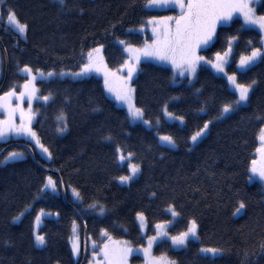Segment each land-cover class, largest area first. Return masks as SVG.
Masks as SVG:
<instances>
[{
    "label": "trees",
    "instance_id": "obj_1",
    "mask_svg": "<svg viewBox=\"0 0 264 264\" xmlns=\"http://www.w3.org/2000/svg\"><path fill=\"white\" fill-rule=\"evenodd\" d=\"M146 4L147 0H65L64 5L59 0H0V95L21 89L28 75L19 69L25 65L34 73L77 71L88 62L87 53L97 48L93 57L98 62L119 69L128 60L120 42L142 46L152 40L150 33L141 31L148 20L175 12ZM9 10L27 23L26 39L6 23ZM256 11L264 15V0ZM229 46V73L241 84H255L247 105H234L224 118L222 108L238 95L208 66H200L191 81L177 78L171 67L140 62L133 82L135 104L151 127L133 123L128 111L107 95L100 76L38 80L39 95L49 99L34 102L33 127L52 158L45 160L23 138L0 141V161L13 151L26 154L24 159L0 163V264H81L84 237L80 260L71 247L75 223L87 234L89 250L92 242L100 247L108 238L140 246L145 236L138 214L146 216L148 232L155 233L156 224L171 219V207L178 219L170 232L178 235L195 220L198 238L183 248L160 241L155 255L175 264H264V185L249 179L264 127V59L245 71L238 69L242 56L263 48L262 35L235 18L218 28L215 41L203 53L212 60ZM165 107L183 117L184 124L167 120ZM61 114L66 117L64 133L58 131L65 127L57 119ZM209 121L207 136L192 147L191 137ZM157 133L172 136L176 148L162 144ZM118 149L131 153L139 166L138 177L126 185L119 178L129 169L119 161ZM49 175L58 193L44 191ZM70 188L79 192V202ZM241 203L243 211L237 214ZM41 210L56 216L44 219L40 233L46 244L39 248L34 226ZM202 248L223 251L213 257ZM133 262L142 263L143 258L135 256Z\"/></svg>",
    "mask_w": 264,
    "mask_h": 264
},
{
    "label": "snow or ice",
    "instance_id": "obj_2",
    "mask_svg": "<svg viewBox=\"0 0 264 264\" xmlns=\"http://www.w3.org/2000/svg\"><path fill=\"white\" fill-rule=\"evenodd\" d=\"M256 2H259V0H187V3H185V0H147L146 6L148 7H167L174 5L180 9V15L178 17H164L162 21H150L149 23L157 24V27L153 28V33L156 34L157 37L153 44L146 45L143 50L128 48L126 51L133 53L136 63H138L140 59V55H136V53H140L146 57H156L162 61H170L177 67L183 68L185 71H190L194 75L197 64L201 60H204L203 57L196 55V50L201 45L207 46L215 33L216 25L221 22L231 21L234 13H240L246 24L256 25L261 30H264V15L256 16L254 10L249 6L250 3ZM59 3L64 5L65 0H59ZM7 21L14 27L15 32L20 37H26L28 25L26 22H21L13 10L8 11ZM120 43L124 42L121 41ZM99 51L100 49L97 48L87 53L88 62L83 66L80 72L72 73L71 75L82 76L92 71L104 72L105 85L107 86L108 91L114 93L118 101L124 102L127 105L128 111L133 119H143V110L141 108H137L133 102L132 93L135 90L127 87V84L131 81L133 72L135 71V65H129L127 63L124 65V67L128 69L127 78L123 79L122 86L119 89L114 88L112 82L109 80V75L115 76V73H109L103 65L102 60L98 62L97 59L93 57V52L98 53ZM230 51L231 47L229 46V50L224 53V57H227ZM224 57H221L219 53L216 54L217 61H224ZM130 59H132V57H130ZM257 59H264V53H262L260 49L252 51L248 56H242L240 58L239 67L241 69H246ZM204 62L208 64L212 63L211 61ZM213 67L218 72H224L223 63L221 62L216 63ZM19 71L30 77L27 83L22 85L24 91H21L17 97L20 100H23L25 96L31 100L35 96L38 91V89L35 88V81L38 79V76L50 78L57 75V73L54 72L44 73L39 69L36 70L37 75H33V69L27 65L20 68ZM59 75H67V73H60ZM227 80L230 82L234 91L238 93V99L234 101L233 104H226L222 108L223 113L233 111L234 105L246 102L249 98V91L255 84V81L247 85L237 83L235 75L227 76ZM30 85L32 86L31 88ZM16 95L15 88H13L11 91L5 93L4 96H0V109H7L8 111V119L0 121V140H5L7 137L13 135L27 136L30 139H35V144L39 145L40 149L46 153L49 158H51V153L44 147L43 144H40L39 139L36 138V133L31 128L32 117L30 115L25 117L23 111H21V124L16 125L14 123L13 116L17 109L10 107L8 98ZM39 98L43 100L49 99L48 96ZM29 112H31V108H29ZM164 113L168 117L173 118V114L167 111V107L164 108ZM174 118L183 122V117ZM57 119L65 123V127L59 128L58 131L61 133L66 131V117L61 114ZM144 123L150 122L145 120ZM210 123L211 121L204 124L203 128L191 137V140L196 142L207 130L208 124ZM108 139L111 138L109 137ZM160 140L172 144L173 146L175 145V141L172 136H161ZM260 140L261 147L258 151L264 154V129L261 130ZM117 151L120 153V162L131 159V153L125 156L119 149ZM24 155L25 154L23 152L14 151L11 152L3 161H0V163H8L10 161L23 158ZM255 164L256 161H253L251 172L254 174L258 173L261 180H264V160H262L260 168H256ZM130 167L131 175L120 177L119 179L121 182L130 181L139 171L137 165H131ZM249 179H252V177H249ZM44 188H51L53 191L58 190L55 181H53L51 177H48V182L44 185ZM73 195L77 199H80V195L75 191V189H73ZM89 207L95 208L96 205H89ZM243 208L244 204L241 203L237 211ZM99 211L103 214V207H101ZM43 215H45V213L41 210L40 215L36 217L37 225H39L40 218ZM173 215H178V213L173 211ZM137 218L140 221L141 227H143L145 224V217L142 213H140ZM16 219H19V217ZM75 228L76 226L74 225V233ZM156 228L161 229V231L158 232L156 236L149 238L148 247L143 249L146 256H150L151 247L158 238L168 236V233L163 231L164 225L157 224ZM197 228V222L192 220L187 231L182 232L177 236L170 237L172 245L175 247H185L190 237L197 236ZM35 243L36 246L43 247L46 243L45 237L37 234L35 236ZM124 243L126 244L127 242ZM72 250L75 255L78 256L80 254L81 249L78 235L73 238ZM101 251L104 254L106 264H127V256L132 253L133 249L125 247L120 249L118 252H114L110 256L109 246L108 244H104ZM200 251L205 254H211V256L215 257L221 255L223 250L217 248H202ZM164 259L165 258L163 257L158 258L157 260L151 261V264H161V261H164ZM167 264H175V262L168 261Z\"/></svg>",
    "mask_w": 264,
    "mask_h": 264
},
{
    "label": "rangeland",
    "instance_id": "obj_3",
    "mask_svg": "<svg viewBox=\"0 0 264 264\" xmlns=\"http://www.w3.org/2000/svg\"><path fill=\"white\" fill-rule=\"evenodd\" d=\"M259 2H260V0H259ZM259 2H256V3H250V5H249V6L254 10V13H255L256 16H260V15L257 13V11H256V8H257V5L259 4ZM185 3H187V0H185ZM147 7H148V6H147ZM148 8H150V9H156V10H160V11H167V10L172 9V10H174L175 12H174V14H172V15H167V16H163V17H154V18H151V19L148 20L146 26L143 27L141 31H143L144 33H146V32L150 33V35L152 36V40H151V41H147V42H146L145 44H143L142 46H133V45H127V44H124V43H123L124 50H125V52H126V54H127V56H128V60H127L126 63L129 64V65H132V64L135 65V71L133 72V75H132L131 81L127 84V87L132 88V89L135 90V86H134L133 82H134V79L136 78V76L138 75V72H139V69H140V66H139V65H140V62H143V61H152V62H155V63L161 64V65H165V66L171 67V68L174 70L175 75L177 76V78H189L191 81H194V80H195V78H196V74H197V71H198V69H199L200 66H208V67L211 68L214 72H216V73H218V74L224 76L226 79H227V76L234 75V74H230L229 71H228V66H229V64H230V62H231V58H232V47H231V51H230V53H229V55H228L227 57H224V53H225V52L220 54L221 57H224V61H217L216 56H215L212 60H210V59H208L207 56L203 53V51L206 50L208 47H210V46L212 45V43L215 41V39H216V34H217V30H218V28H219L220 26L231 24V22H232L235 18H241V19L243 20V22H244V18H243V16H242L240 13H234V14H233V19H232L231 21L221 22V23L217 24V25H216V28H215V33L213 34L212 39H211V41L209 42V44H208L207 46L201 45V46L196 50V55H197V56H200V57H203L204 60H201V61L197 64L195 74L193 75L190 71H185L183 68L177 67L176 65L172 64L170 61H162V60H159V59L156 58V57H146V56H144V55H142V54H140V53H136V55H140L139 62L136 63V62H135V57H134L133 53L126 51V49H128V48L143 50V49L145 48L146 45H151V44H153V42H154V41L156 40V38H157V37H156V34L153 33V28H154V27H157V24H156V23H149L150 21H162L164 17H169V16H172V17H178V16L180 15V9H179L178 7H176V6H174V5H173V6H167V7H148ZM6 23H7V24H8V25H9V26L15 31L14 27H13V26H12L7 20H6ZM244 24H245L247 27L257 29V30L261 33V35H262V44H263V48L260 49V50H261L262 53H264V30H261V29H260L258 26H256V25L246 24L245 22H244ZM173 27H174V24H173ZM158 31H159V29H158ZM26 37H27V35H26ZM26 37L23 38V39H26ZM21 38H22V37H21ZM228 50H229V49H228ZM228 50H227L226 52H228ZM249 55H250V54H249ZM246 56H248V55H246ZM130 57H132V59H130ZM260 60H261V59H257V60H256L253 64H251L248 68H250L251 66L257 64ZM204 61H211L212 63H211V64H208V63H205ZM218 62L223 63L224 72H218V71H216V69L213 67V65H215V64L218 63ZM239 62H240V61H239ZM126 63H125V64H126ZM125 64H124V65H125ZM103 65H104V64H103ZM105 65H106V64H105ZM105 65H104V66H105ZM124 65L121 66L119 69H116V70H111L109 67H106V70H107L109 73H115V76L109 75V80L112 82L114 88L119 89V88L122 86V81H123V79H126V78H127V71H128V69H127L126 67H124ZM106 66H107V65H106ZM82 68H83V66H82L79 70H77V71H62V72H54V73H57V75H54V76H52V77H50V78H48V77H39V76H38V79L35 81V88L38 89V87H37V81L40 80V79H51V78H54V77H60V78H67V77H69V78H73V79H78L79 77H80V78H85V77H88V76H90V75H97V76H100V77L103 79V81H104V87H105V91H106L107 95H108L111 99H113V100L117 103V105H119L120 107L125 108V109L128 111L127 105H126L124 102L118 101V100L116 99V97H115V94L112 93V92H109V91H108V88H107V86L105 85V76H104V72H96V71H92V72H90V73H88V74H86V75H82V76H74V75H71L72 73L80 72ZM248 68H246V69H241V68L239 67V63H238V69H239L240 71H245V70H247ZM44 73H45V72H44ZM60 73H67V75H59ZM24 74H25V73H24ZM32 74H33V75H37V73H34V72H33ZM1 76H2V69H1V55H0V80H1ZM235 76H236V75H235ZM236 78H237V77H236ZM28 79H30L29 76L27 77V80H26L23 84L27 83ZM227 81H228V80H227ZM228 83H229V85H230V88L234 91V89H233V87L231 86V84H230L229 81H228ZM237 83H239L238 80H237ZM31 87H32V86L30 85V88H31ZM252 89H253V87H252V88L250 89V91H249V97H250V94H251V92H252ZM21 91H24L23 87H21V89H20L19 91H16V90H15V92H16V94H17L16 96H13V97H9V98H8V102H9V104H10V107L13 108V109H17V111L14 113V116H13L14 123H15L16 125H20V124H21V122H22V121H21V111H23L25 117H27V116L30 115V116L32 117V120H31V128H32V130L36 133V138L39 139L40 144H43V143L41 142V140H40V138H39L37 132L35 131V129H34V127H33V125H34V123H35V121H36V118H37V114H36V112L34 111L33 104H34L35 101H37V100H41V99L39 98V97H41V96L39 95V89H38V91L36 92L35 96H34L31 100H29V98H28L27 96H25V98H24L23 100L18 99L17 97H18V95H19V93H20ZM234 92H235V91H234ZM6 93H7V92H6ZM236 93H237V92H236ZM4 95H5V93L2 94V95H0V96H4ZM237 95H238V93H237ZM132 96H133V102H134V104H135V91L132 93ZM42 100H43V99H42ZM44 101H48V100H44ZM248 101H249V98H248V100H247L246 102H242V103H240V105H242V106L247 105ZM135 106H136V104H135ZM136 107H137V106H136ZM29 108H31V112H29ZM137 108H138V107H137ZM233 111H234V110H233ZM233 111H230V112H228V113H223V112H222V116H221V117L224 118V117L228 116L229 114H231ZM128 113H129V111H128ZM129 115H130V113H129ZM130 117H131V120H132L133 123H143V124H145L146 126L151 127V125H150L149 123H144V121L146 120L144 116H143V119H133L131 115H130ZM165 117H166V119L169 120V121H175V122H178L180 125H183V124H184V119H183V122H181L180 120L174 118V117H177V116H175V115H173V118H170V117H168V116L165 114ZM6 119H8V111H7V109H0V121L6 120ZM263 129H264V127H263ZM208 131H209V125H208L207 130L204 132V134H203V135H202V136H201L196 142H193V141L191 140V145H192V147H194V146L197 145L200 141H202V140L207 136ZM62 133H64V132H62ZM157 134H158V133H157ZM260 135H261V132H260ZM260 135H259V147H258V149L261 147ZM161 136H165V135H163V134H158L159 139H160ZM20 138L26 139V140L30 141L31 143H33V145L35 146L37 152H38V153H39V154H40L45 160H47V161L51 160L52 157L49 158V157L47 156V154L44 153V152L40 149L39 145H36V144H35V139H30V138L27 137V136H15V135H13V136L7 137L5 140H0V141H9V140H11V139H20ZM160 141H161L162 144H164V145H166V146H169V147H171V148H176V144L173 146L172 144H169V143L164 142V141H162V140H160ZM44 147H45V146H44ZM45 148H46V147H45ZM258 149H257V153H256V158H255V160H254V161H256V164H255V167H256V168H260V167H261V162H262V160H264V154H262L261 152H259ZM48 151H49V150H48ZM13 152H14V151H13ZM15 152H21V151H15ZM24 154H25V153H24ZM123 154H124V153H123ZM127 155H128V154H126L125 156H127ZM24 158H26V154L24 155L23 158L16 159V160H21V159H24ZM16 160H13V161H16ZM13 161H10V162H13ZM121 164H127V165H128L129 173H128L127 175H125V176L131 175V167H130L131 165H137L136 163H134V162L132 161V156H131V159H130V160H126V161H124V162H121ZM137 166H138V165H137ZM252 167H253V162H252V165H251V169H252ZM138 168H139V166H138ZM138 175H139V171L136 173V175H135L130 181H128V182H121V180H120V182H121L122 184H125V185H126V184H129V183L132 182L134 179H136V178L138 177ZM48 177H51L52 180L55 181V183H56V180H55L51 175H49ZM251 177H252V179H250V182H251V183L254 182V181H259V182H261V183L264 185V180H261V178L259 177L258 173L254 174V173L251 172ZM47 182H48V178H47ZM47 182H46V183H47ZM56 186H57V183H56ZM57 189H58V186H57ZM73 189H74V188H70V189H69L70 195L72 196V198H73L74 201L79 202L80 199H81V197H80V199H77V198L73 195ZM44 191H51V192H53V193H58V190H57V191H53L51 188H47V189L44 188ZM75 191L78 192L76 189H75ZM78 193H79V192H78ZM173 211H174L175 213H178L174 208L171 207V208L169 209V212H170V214H171V219L168 220V221H165V222H160V223H158V224H162V225H164L163 231H166V232L168 233V236L163 237V238H158V239L153 243V245H152V247H151V250H150V256H146L145 253L143 252V249L148 247V240H149V238H150V237H153V236H156L157 233L161 231V229H157L156 226H155V233H149V232H148L149 229H148L147 219H146V216L143 214V216L145 217V224H144L143 227H141L140 221H139L138 218H137V221H138L139 227H140V229H141V231H142V234L145 236V243H144L143 245H140V246H138V245H134V244H133L130 240H128V239H109V238H108L107 240L105 239L106 241H104V243L99 247V246L97 245L96 242H92L93 240H92V238H91L90 243H91V242H92V243L90 244V250H89V247H88V244H87V251H88V250H89V251L86 252V253H87V255H86V256H87V260H86L85 263H86V264H106V262H105V260H104V254H103V252L101 251V249L103 248V245H104V244H108V246H109L110 256H111L114 252H118L120 249H123V248H125V247L133 249L132 253H131L130 255L127 256V264H151V261H153V260H157L158 258H161V257L165 258L164 261H161V264H167L168 261H172V260H171L170 258L166 257V256H163V255H158V256H157V254L155 255V251H154V249H155L156 244L159 243L160 241H163V240H169V241H171V240H170V237H171V236H177V235H174V234H172V233L170 232V227H171V226L177 221V219H178V215H173ZM242 211H243V209H240V210L237 212V214H240ZM43 212L45 213V215L41 216V218H40V222H39V225H37V223H36V219H35L34 238H35V236H36L37 234L42 235V234L40 233V227L42 226V223H43L44 219H45L46 217H55V216H56V215H54V214H51V213H48V212H45V211H43ZM40 213H41V211L38 213V215H40ZM38 215H37V216H38ZM22 216H23V214H21L20 216H18L19 219H16V218H15V221H17V222L20 221L21 218H22ZM74 225L76 226V228H75V233H74V230H73V234H72V237H71V247H72V241H73V238H74L76 235H78V237H79V244H80V249H81V250H80V254H79L78 256L75 255L74 253H73V255H74V258H75L76 260H80V258L82 257V246H83V237H84V235L82 234V228L78 225V223H75ZM156 225H157V224H156ZM190 225H191V224H190ZM189 227H190V226H189ZM73 229H74V226H73ZM187 230H188V229H187ZM187 230H185V231H187ZM185 231H184V232H185ZM102 234H103V235H107V234H106V231H104ZM178 235H179V234H178ZM84 238H85V237H84ZM197 238H198V228H197V236H196V237H190L189 240H192V239L196 240ZM124 242H127V243L125 244ZM171 243H172V242H171ZM45 244H46V243H45ZM44 246H45V245H44ZM44 246H43V247H44ZM37 247H38V246H37ZM174 247H175V246H174ZM39 248H42V247H39ZM176 248H183V247H176ZM72 251H73V250H72ZM204 254H205V253H204ZM208 255H211V254H208ZM135 256H141V257L143 258V262H142V263H135V262H133V258H134ZM83 260H84V257H83ZM83 260H82V262H83Z\"/></svg>",
    "mask_w": 264,
    "mask_h": 264
},
{
    "label": "water",
    "instance_id": "obj_4",
    "mask_svg": "<svg viewBox=\"0 0 264 264\" xmlns=\"http://www.w3.org/2000/svg\"><path fill=\"white\" fill-rule=\"evenodd\" d=\"M2 153L0 154V157H1ZM87 234L85 233V241H84V260L81 264H85L86 260H87Z\"/></svg>",
    "mask_w": 264,
    "mask_h": 264
},
{
    "label": "bare ground",
    "instance_id": "obj_5",
    "mask_svg": "<svg viewBox=\"0 0 264 264\" xmlns=\"http://www.w3.org/2000/svg\"><path fill=\"white\" fill-rule=\"evenodd\" d=\"M85 237V236H84ZM84 241H85V238H84ZM87 241H88V236H87Z\"/></svg>",
    "mask_w": 264,
    "mask_h": 264
}]
</instances>
